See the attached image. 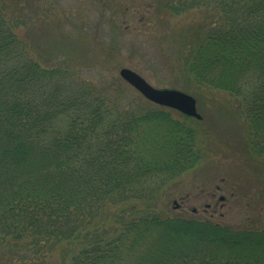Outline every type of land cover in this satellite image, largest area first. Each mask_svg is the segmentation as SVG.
<instances>
[{
  "label": "trees",
  "instance_id": "obj_1",
  "mask_svg": "<svg viewBox=\"0 0 264 264\" xmlns=\"http://www.w3.org/2000/svg\"><path fill=\"white\" fill-rule=\"evenodd\" d=\"M159 2L172 14L218 9L180 54L196 83L239 99L246 146L263 155L264 0ZM4 6L0 0V242L15 249V262L45 264L65 242L71 264H264V228L157 209L167 181L203 159L197 126L163 105L123 106L120 85L108 93L77 80L50 44L34 58L33 28L19 15L8 18ZM21 25L25 37L15 32ZM160 121L164 160L146 135ZM127 200L144 206L131 203L111 220L109 203ZM198 242L207 249H188Z\"/></svg>",
  "mask_w": 264,
  "mask_h": 264
},
{
  "label": "rangeland",
  "instance_id": "obj_2",
  "mask_svg": "<svg viewBox=\"0 0 264 264\" xmlns=\"http://www.w3.org/2000/svg\"><path fill=\"white\" fill-rule=\"evenodd\" d=\"M3 2L8 18L19 15L33 28L30 53L34 58L38 59V51L50 44L58 57L68 60L77 80L108 93L112 85H120L124 89L123 106H137L142 101L154 105L121 76L123 67L137 71L153 86L180 89L196 97L201 119L187 118L177 109L162 106L175 119L199 128L197 148L202 149L203 159L167 181L154 200L158 210L170 216L211 217L234 228H264V154L258 155L246 146L247 121L239 99L228 91L196 83L180 54L187 36L191 41L198 32L204 35L206 26L219 15L217 8L193 7L172 14L160 7L159 0ZM26 29V25L17 26L15 32L25 37ZM41 52L45 56L44 48ZM165 126L160 121L146 133L157 146L158 160H164L169 152L159 148L167 139ZM212 192L216 193L214 197ZM131 203L144 206V202L133 200L109 203L111 220L116 211ZM184 238L183 243L190 244L185 233ZM197 244L188 249H207ZM66 247L67 243H58L45 264H71ZM11 248V244L3 246L0 242V264L19 258Z\"/></svg>",
  "mask_w": 264,
  "mask_h": 264
},
{
  "label": "water",
  "instance_id": "obj_3",
  "mask_svg": "<svg viewBox=\"0 0 264 264\" xmlns=\"http://www.w3.org/2000/svg\"><path fill=\"white\" fill-rule=\"evenodd\" d=\"M120 74L148 100L177 109L186 115L198 119L202 118V115L198 111L197 99L194 95L176 88H159L153 86L145 77L128 67L121 68ZM194 211H196V208Z\"/></svg>",
  "mask_w": 264,
  "mask_h": 264
},
{
  "label": "flooded vegetation",
  "instance_id": "obj_4",
  "mask_svg": "<svg viewBox=\"0 0 264 264\" xmlns=\"http://www.w3.org/2000/svg\"><path fill=\"white\" fill-rule=\"evenodd\" d=\"M218 188H220L219 186H218ZM216 195V193L215 192H212V196L214 197ZM222 198V197H221ZM224 198V197H223ZM177 205H179V204H177ZM210 204H207V207L209 206Z\"/></svg>",
  "mask_w": 264,
  "mask_h": 264
}]
</instances>
